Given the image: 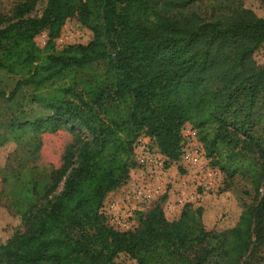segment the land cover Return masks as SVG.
<instances>
[{"label":"trees","instance_id":"16d2710c","mask_svg":"<svg viewBox=\"0 0 264 264\" xmlns=\"http://www.w3.org/2000/svg\"><path fill=\"white\" fill-rule=\"evenodd\" d=\"M197 1L46 0L40 17L31 18L39 0H22L11 18L0 15V71L16 77L9 95L0 91V103L28 87L32 103L49 112L12 126L0 145L20 142L26 131L36 150L37 135L67 129L74 136L44 179L28 167L6 174L24 181L15 215L28 229L0 243V264H260L264 65L252 55L264 44V17L238 9L182 24L165 15ZM71 18L91 39L59 46ZM185 124L198 131L220 173L251 177L257 203L232 227L206 230L200 204L209 192L197 189L175 218H166L164 197L134 214L132 230L109 227L101 208L127 183L135 141L148 137L169 168L179 159ZM196 248L201 253L190 257Z\"/></svg>","mask_w":264,"mask_h":264},{"label":"rangeland","instance_id":"374dc122","mask_svg":"<svg viewBox=\"0 0 264 264\" xmlns=\"http://www.w3.org/2000/svg\"><path fill=\"white\" fill-rule=\"evenodd\" d=\"M21 1L0 0V15L7 19L11 18L15 7ZM45 6L46 0H39L29 17H40ZM238 9L248 11L256 18L264 17V7L259 0H198L195 4L184 8L170 9L165 15L182 24H196L205 20L215 21L219 17H227ZM61 35L63 44L60 46L86 44L91 39V33L82 28L76 18H71L65 23ZM44 36L45 34H42L35 39L40 47L45 41ZM252 59L257 66L264 65V44L255 51ZM15 81L16 77L0 71V91H5L9 95L14 88ZM257 112L264 113V98L259 101ZM48 114L45 108L32 103L31 89L20 88L12 100L0 103V143L13 136L10 131L12 126L17 127L24 122H36ZM33 135L32 131H26L20 138V142L13 140L0 145V243L12 234L26 233L28 229V222L19 223V217L15 215L18 202L21 201L16 190L18 184L24 181L20 182L19 176L12 179L13 174L17 175L20 169L28 167L34 171L37 179H44L50 167L58 168L61 165L65 148L74 140L73 134L67 129H61L56 133L40 134L37 135L40 145L36 150ZM199 141L203 146L200 138ZM205 158L210 168L217 170L206 154ZM172 166L176 173L175 176L182 179L181 176L185 174V171L174 164ZM6 174L12 176L7 177ZM61 189L62 184L59 185L54 195H57ZM208 192L200 204L203 207L202 219L206 230L215 228L220 231L232 227L238 221L241 212L255 205L259 199L255 195L250 176L235 175L230 178L219 171L215 179V188ZM195 200L196 198L186 204ZM188 253L190 257H196L201 251L196 248ZM258 257L260 264H264V250L259 251Z\"/></svg>","mask_w":264,"mask_h":264},{"label":"built area","instance_id":"2783aa9c","mask_svg":"<svg viewBox=\"0 0 264 264\" xmlns=\"http://www.w3.org/2000/svg\"><path fill=\"white\" fill-rule=\"evenodd\" d=\"M57 44L59 46L63 44L62 35L57 40ZM180 137L181 152L174 165L185 171V182L191 186L190 192L176 194L170 199L167 195L169 168H166L165 159L152 141L142 135L138 137L132 148L135 166L129 174V179L130 175H133L130 185L122 195L114 194L111 198H107L101 208V213L109 227L120 232L132 230L136 226L134 214L137 211H145L164 197L163 207L166 218H175L186 203L194 200L197 189L210 191L215 188L218 171L210 168L204 148L199 141L198 131L191 125L185 124L180 130Z\"/></svg>","mask_w":264,"mask_h":264},{"label":"crops","instance_id":"0c3cea01","mask_svg":"<svg viewBox=\"0 0 264 264\" xmlns=\"http://www.w3.org/2000/svg\"><path fill=\"white\" fill-rule=\"evenodd\" d=\"M172 167L173 166L169 167V170H168V185H167V193H168L167 195L170 197V199H173L174 195L176 194L187 191V189L188 191L191 190V186L188 185L189 183L185 182L184 175L181 176L182 179H180V177H176L175 176L176 173L173 171ZM132 176L133 175H130V179L126 183L127 185L125 184L120 189L110 193L107 196V198H111L114 194L122 195L127 190V187L130 185ZM185 183L187 185H185Z\"/></svg>","mask_w":264,"mask_h":264}]
</instances>
